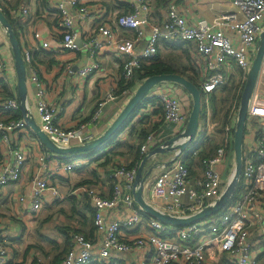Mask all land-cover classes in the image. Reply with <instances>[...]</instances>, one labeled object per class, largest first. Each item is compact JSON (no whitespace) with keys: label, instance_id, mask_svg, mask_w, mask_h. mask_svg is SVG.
<instances>
[{"label":"built area","instance_id":"2783aa9c","mask_svg":"<svg viewBox=\"0 0 264 264\" xmlns=\"http://www.w3.org/2000/svg\"><path fill=\"white\" fill-rule=\"evenodd\" d=\"M50 1L56 9L60 36L59 46L54 52L71 53L84 49L91 53L92 59L89 58L76 72L79 81L101 70V65L93 59L101 51H111L114 56L121 58L120 80L130 82L141 64L153 60L165 44L191 42L198 60L195 64L203 65L205 70L200 82V93L205 98L207 116L209 95L227 81L233 69L241 71L244 84L264 27V0H232L233 10L219 13L211 23L205 20L189 23L179 7L186 0H168L159 20L151 7L152 0H111L113 8L108 13L109 20L92 28H86L87 20L102 19L106 15L102 10L105 7L91 9L90 0ZM121 5L128 7L127 13L119 11ZM19 12L23 17L28 13L24 7ZM120 30L130 33L131 37L120 36ZM34 39L41 40L38 32L34 34ZM4 41L3 47H0V81H8L12 95L0 96V112L11 114L18 112L20 105L14 62L6 36ZM41 46L50 48L46 42ZM6 51L11 58L6 57ZM22 58L29 72L27 84L34 87L33 98L39 128L57 147L79 146L94 140V125L101 118L104 105L120 96L127 97L128 101L132 95L127 90L116 95L117 90L115 92V88H111L96 103L88 120L78 123L74 128L63 129L55 122L54 105L44 101L42 85L33 68L30 53L23 51ZM66 71H70L69 65ZM259 85L264 89V60L248 104V117L258 120L260 130L253 126L246 129L238 184L229 203L219 213L181 228L163 224L135 205L132 187L139 164L130 168L117 166L110 173L111 193L108 197L101 196L94 188L83 186L77 190L88 199L92 208L97 239L92 242L82 234L72 235L70 247L60 264H114L127 256L126 263L130 257L135 260V264H221L224 256L228 264H264V99L257 93ZM154 89L148 97L153 98L162 109L163 121L179 127V133L182 132L190 111L185 110L186 102L172 90L173 87ZM145 110L146 107L141 108L138 117L145 116ZM26 127L22 118L0 120V137L7 141L10 134L21 132ZM153 142L151 134L140 146V160L151 149ZM40 146L37 168L28 191L17 198L31 221L46 201L52 203L62 199L46 174L48 161H55L52 173L56 175L60 171L67 174L81 168L77 159L72 158V161L64 163V157L52 155L41 143ZM191 154L195 157L197 152ZM183 156L184 152H176L166 166L159 168V173L152 181L144 182L142 189L147 203L177 218L199 213L214 204L223 192L222 178L217 170L225 158L223 147L217 148L212 157L200 160L201 176L193 182ZM11 157V161L0 166V188L20 180L26 155L20 146L14 144L11 146ZM232 175L233 171L228 183ZM119 206L124 209L120 218H106L107 211L116 210ZM6 241L9 239L0 235V264H7L12 257L9 246L3 245ZM32 264L42 263L36 261Z\"/></svg>","mask_w":264,"mask_h":264},{"label":"crops","instance_id":"0c3cea01","mask_svg":"<svg viewBox=\"0 0 264 264\" xmlns=\"http://www.w3.org/2000/svg\"><path fill=\"white\" fill-rule=\"evenodd\" d=\"M157 3H160V1L152 0L151 7L154 9V6L156 7ZM89 5L92 6L91 9L94 10L105 7L102 10L106 15L104 14L102 19L94 21L91 18L88 19L85 25L86 28H92L95 25L109 20L108 13L111 11V8H113V2L111 0H90ZM0 6L9 12L10 17L15 21L18 27L19 45L21 50L22 52L28 51L31 55L33 68L44 92V101L47 104L52 103V105H54L55 122L58 126L63 129H71L76 127L78 123L88 120L93 114L94 108H96V103L101 101L111 88H115L116 92L121 77V58L114 56L111 51L104 50L94 55L93 59L101 65V70L82 81H79L76 78V72L84 63L89 61V58L92 59L91 53L84 49L71 53L65 51L58 53L54 52L59 46L60 36L57 27L56 9L53 7L50 0H0ZM22 7L27 9L28 12L25 17L19 12V9ZM179 7L182 9L183 15L189 23H196L200 20H205L206 22L211 23L214 17L219 13L233 10L232 0H186L180 3ZM118 9L119 11L124 12L128 7L126 5H121ZM12 11H15V13H12ZM156 12V17L159 20L162 15L161 13L164 12V4H161L156 9ZM37 32L39 33L41 40L34 39V34ZM118 34L126 38L131 37L130 33L123 30H120ZM5 36V32L0 26V47H3L1 45L5 43ZM43 42H46L50 48H43L41 46ZM140 45L142 46L143 42H141ZM6 57L11 58L10 53H7V51ZM194 59H196V62L198 61L195 56ZM67 65L70 66V71H66ZM26 73L28 77V69H26ZM7 82V80L0 81V96H4L1 95L4 85L10 89L12 93V87ZM139 84L140 81L135 80L132 83L134 90L129 92L133 94ZM164 86L173 87L172 90L176 91L186 102L185 110L189 111L191 109L190 97L177 85L169 83L161 84L155 88L154 91H157ZM257 93H260L261 97L264 99V89H262L261 85L258 86ZM33 94L34 87L31 84H27L26 108L29 111L31 118H33L39 126V117L36 112ZM126 102L127 97L120 96L115 101L104 105L101 118L94 125L96 138L107 130ZM159 107L160 106L155 100H153L147 105V110H145L144 117H146L150 123L158 122L159 125L152 134L154 137L153 146L143 155V158L151 150L165 145V143L180 131L179 127L163 121L161 113L153 115V111L157 110ZM7 117H9L8 114L0 113V120H6ZM136 122L137 119H134L131 122V126ZM216 125L217 124L209 110V115L207 116L205 123L199 124V133L201 134L196 137L195 144L190 145L185 150L186 152L184 151L185 156L183 157L185 164L192 165V173L190 172L191 182L201 176L202 169L197 159L192 156V154L189 155L188 153L191 147H195L196 145V147H200L199 152L202 151L201 153L205 154L208 153L209 148L215 146L214 144H218L220 135H218L217 128L215 129ZM27 128L30 127L27 126L26 129L21 132H13L9 135L7 141L2 138L0 140V166H2L3 163L12 160L11 146L14 144L20 146L21 150L26 155V161L21 171L20 180L16 184H8L7 186L0 188V215L3 216L0 218V235L6 236L13 248L12 257L8 264H23L19 263L22 261L24 264H32L36 261H40L42 264H52L53 259H50V255H46L45 252V256L41 255L39 251L30 247L29 241L25 240L29 229L38 226V229L35 230V235L40 239L44 238L46 242H50L51 244H54L52 241L54 240L58 244L63 242L64 245L67 237L66 233L69 234V232H71V230L68 229H80L79 231L81 234H84V236L85 234H89L91 231V214L87 211L85 205L90 206V204H87V198L84 195H81L77 190L83 186L93 187L101 196L108 197L111 193V171L116 168V166H126L131 161L132 156L129 155L124 144L118 149L121 153L119 156L115 155L112 157L109 155L110 161L107 164L104 163L106 159L104 156L99 159H97L98 156L88 157L83 155L85 158H82V155H80L81 159H77L78 156H67L63 161L64 163L72 161V158H75L80 162L81 168L67 174L60 171L57 175L52 173L55 161L50 159L48 161V171L46 174L49 176L50 183L58 189L62 199L52 203L46 201L42 210L36 215V217H34L33 221H31L26 209L18 203L17 198L25 195L28 191L30 180L37 168L36 161L37 156L40 153L41 142L36 137L35 133ZM202 132L205 133L202 135ZM129 134L130 127H128L121 135L120 141L127 145H131L132 140ZM133 137V142L137 141L135 140V135H133ZM175 153L176 152L158 153L145 161L143 165V174H147L149 170L153 169L148 181L153 180L155 175L159 173V168L161 166H166L174 157ZM142 160L137 162L139 164L138 167ZM113 163H115L114 166ZM220 165L224 166L223 173L219 174L222 178V188H225L228 184L229 176L234 169L233 154L229 150L227 151L225 149V158ZM73 197L75 205H72V200H69ZM57 206H60V209L57 212H59L61 216L64 217L67 215L68 207H70L72 215H68V224H65V221H60L62 225L61 228L64 229V232L59 230L60 227L52 228L57 233H54L55 239L51 240L42 234V232H45L47 228L46 225L50 219V216L45 218L44 216L47 211H54ZM7 208H10V213L7 211ZM123 211V207L119 206L116 210L107 211L105 216L108 219H117L123 215ZM83 217L87 220L86 226H83L81 223L83 222ZM78 224L80 225L79 229ZM65 230H67V232ZM87 239L92 242L96 241L97 235L94 227L92 236ZM126 258L118 259V262H115L114 264H135V260L130 257L128 259L129 262L126 263Z\"/></svg>","mask_w":264,"mask_h":264},{"label":"water","instance_id":"95a60500","mask_svg":"<svg viewBox=\"0 0 264 264\" xmlns=\"http://www.w3.org/2000/svg\"><path fill=\"white\" fill-rule=\"evenodd\" d=\"M0 26L2 27L7 37L12 59L14 62V70L16 74V93L20 105L19 111L28 127L35 133L41 144L52 155L59 157L80 156L87 155L90 152L96 151L100 146L106 143L113 137L128 121L133 112L141 105L151 91L157 86L165 83L174 84L181 87L191 99V109L189 111L188 120L184 130L173 138H171L165 145L151 150L142 160L138 167L137 174L132 187V195L135 205L142 209V211L163 224L173 226L175 228L186 227L191 224L201 222L217 213H219L231 199L235 192L238 179L240 177L242 168L243 155V141L244 130L248 117V104L254 93L261 64L264 60V27L259 35L256 43V51L251 61L249 70L247 71L244 81L243 89L240 96L239 106L236 115L235 128L232 139L234 169L230 182L223 190L220 198L212 205L203 208L199 213L187 217L177 218L169 216L155 209L152 205L147 203L142 194L143 184L151 177L153 169L149 170L147 174H143V165L145 161L158 153L177 152L183 153L196 139L199 134V119L201 113V93L200 90L189 82L184 77L177 74H158L152 75L144 79L135 89L130 99L126 102L120 113L107 128V130L95 138L91 142L79 146H70L67 148L57 147L52 143L48 137L40 130L37 123L31 118L29 111L26 108L27 98V73L25 64L22 58V51L19 41L5 15L0 10Z\"/></svg>","mask_w":264,"mask_h":264},{"label":"trees","instance_id":"16d2710c","mask_svg":"<svg viewBox=\"0 0 264 264\" xmlns=\"http://www.w3.org/2000/svg\"><path fill=\"white\" fill-rule=\"evenodd\" d=\"M159 1H160V3H157L156 7L154 6L155 17L157 16L156 9L161 4H164V7H165L167 2H168V0H159ZM0 7H1L2 13L5 15V17L9 21V23H10L18 41H19L18 27H17L15 21L10 17L9 12L5 8H3L2 6H0ZM127 12H128V9H125L123 13H127ZM162 49L168 51L167 55L163 54ZM194 56H195L194 55V45L191 42H178V43H173V44H165L161 49L158 50L156 57L153 60L143 62L141 64L140 68L135 71L134 77L130 82H125L122 79L119 81L116 95L121 94V92H123L125 90L132 92L134 90V86L132 85V83L135 80L142 82L144 79H146L152 75H158V74H177V75H180V76L184 77L185 79H187L189 82H191L194 86H196L201 91L200 82H201V77H202L201 76V74H202L201 70L202 69L199 66L194 65V63H196V61H195L196 59H194ZM193 61H194V63H193ZM191 62H192V64H191ZM235 70L238 71L239 76H242V73L239 69L236 68ZM232 76L233 75L231 74L230 77L227 78V81L223 85H219L217 87V89L214 92H212L208 97V108H209L213 118H215L217 116L216 98L218 97V95L222 94V96H223V99L220 100V103L223 106L228 103L229 99H235L234 102L240 100L241 90L243 89V83H241L240 81L238 82V80L235 81L234 78H232ZM234 94H235V97L230 98V96H233ZM1 95H4L5 97H10L12 95V93H11V90L8 89L4 85ZM153 100L154 99L151 97H147L145 100H143L141 105L130 116V118L128 119L126 124L113 137H111L106 143H104L102 146H100L96 151L90 152L86 156H88V157L98 156L97 159L104 156L106 158L104 163L107 164L110 161L109 155H111L112 157L115 155L119 156V154H121V153L118 151V149L124 144L126 149H127V152L129 153L130 156H132L131 161L125 167L130 168L131 166H133L137 162H139L140 161V146L145 142L146 138L149 135L153 134V132L157 129V127L159 125L158 122L150 123L148 121V119L144 116L138 117V115L140 114L139 112H140L141 108L147 107V105L149 103H151ZM229 111L224 113V117H223V127L229 126L228 132H227L228 144L223 143L221 146H223V148H225L227 151L229 150L231 153H233L232 139H233V133H234V127H235L237 106H233V104H232L230 115H229ZM157 113H161L163 115L162 109L160 107L157 110L153 111V115H155ZM8 115H9V117H7V119H9V120H18V119L22 118L19 111L8 114ZM206 118H207V106L205 103L204 95L201 94V113H200L199 122L205 123ZM134 119H137V122L131 126V124H132L131 122ZM257 122H258L257 119H256V121L252 122V119L250 117H248L247 121H246V125H245L244 135L247 134L246 129L249 126L256 127L258 130H260V127H259V125H257ZM128 127H130L129 136L132 140L131 145H129V144L127 145L126 143H123L120 141L121 135L124 133V131H126V129ZM204 133L205 132H202V135ZM200 134L201 133H199L198 135H200ZM133 135H135V140H137L135 142H133V138H134ZM0 140H1V137H0ZM192 144L194 145L195 141ZM200 144H201V142H200ZM217 148H218V146L215 145L212 148L208 149V153L204 154V153H201L202 151L199 152L200 147H196V145H195V147L194 146L191 147L188 154L191 155V153L193 151H196L197 154H196L195 158L197 159L198 162H200L201 159L212 157L214 155L215 151L217 150ZM74 157H76V156H74ZM64 159H65V157H64ZM191 160H192V158H191ZM114 164L115 163H113V166H114ZM199 165H200V163H199ZM187 167H188L189 171L192 173V165L187 164ZM69 200H72L71 204L75 205L74 197L70 198ZM86 201H87V204L89 205L88 199ZM85 207H86L87 211L91 214V229H90L91 231L89 232V234H87V235L85 234V236L88 238V237H91L92 233H93V226H92V224H93V211H92V208L90 206L85 205ZM81 223L83 226H86L87 220L85 217H83V222H81ZM59 230L64 232V229H62L61 227L59 228ZM68 230H71V232H69L70 236L68 233H66L67 237H66V240L64 242V245L61 248L57 247L56 250H58V249L59 250L57 251L56 255L54 256L52 264H60L61 263L63 257L65 256L66 252L68 251V249L70 247L71 236L74 234H77V233L81 234V232L79 230H76V229H68ZM65 231L67 232V230H65ZM82 235H84V234H82ZM116 262H118V261H116ZM221 264H228L225 256L222 258Z\"/></svg>","mask_w":264,"mask_h":264},{"label":"rangeland","instance_id":"374dc122","mask_svg":"<svg viewBox=\"0 0 264 264\" xmlns=\"http://www.w3.org/2000/svg\"><path fill=\"white\" fill-rule=\"evenodd\" d=\"M163 50V49H162ZM163 52V54H166L167 55V50H163L162 51ZM192 57V56H191ZM192 60V59H191ZM193 63H194V61H193ZM191 64H192V62H191ZM194 65H196V66H198L197 64H195L194 63ZM202 70H201V79L204 77V75H205V70H204V67H203V65H200L199 66ZM232 78H234V80L236 81V80H238V82L240 81V82H242L243 83V77L242 76H239L238 75V71L237 70H235V69H233L232 70ZM244 85V84H243ZM241 92H242V90H241ZM222 96V94L221 95H218V97L216 98V109H217V116L214 118V121H215V123L217 124L216 126H215V129L217 128V132H218V135H220V137H219V143L217 144H214V145H217L218 146V148H219V146H221L223 143H227L228 144V141H227V138H226V136H227V132H228V128H229V126H226V127H223V117H224V113H226L227 111H229V115H230V112H231V106H232V104H233V106H237V108H238V106H239V101H235L234 102V100L235 99H229V101H228V103L227 104H225L224 106L220 103V100L221 99H223V96ZM221 97V98H220ZM235 97V94L233 95V96H230V98H234ZM252 119V122L253 121H256V119H254V118H251ZM235 128V127H234ZM233 154V153H232ZM82 158H85V157H83V155H82ZM77 159H81V156H78L77 157ZM223 169H224V166H222V165H220L219 167H217V170H218V172L220 173V174H222L223 173ZM89 188H93V187H89ZM225 188H223L222 190H224ZM58 205H60V204H58ZM10 209V208H9ZM8 208H7V211L10 213L11 212V210H9ZM59 209H60V206H57L56 207V209L53 211H47L46 212V214H45V216H44V218L45 217H49L50 216V219H49V221H48V223H47V225H46V230H45V232H42V234L43 235H45L46 236V238L48 237V238H50L51 240L52 239H55L54 237V233H57V232H55L52 228L53 227H55V228H59V227H61L62 225H61V222L60 221H65V224H68V215H72L71 214V212H70V207H68V211H67V215L66 216H61L60 215V213L59 212H57V211H59ZM38 215V214H37ZM3 216L2 215H0V218H2ZM65 218V219H64ZM78 221H79V218H78ZM80 228V225L78 224V229ZM26 229V228H25ZM38 229V226H34V228L32 229V228H30L29 229V231H28V233H27V235H26V241H29V243H30V247H32L34 250H37V251H39L40 253H41V255H44V252L46 253V255H50V259H53V257L56 255V253H57V251L59 250H56L57 249V247L58 248H61V247H63V242L62 243H60V244H58V243H56L54 240H52L53 242H54V244H51L50 242H46V240H44V238L43 239H40L38 236H36L35 234V230H37ZM80 230V229H79ZM44 236V237H45ZM3 245L5 246H7L8 247V245H9V241H6V242H4L3 243ZM57 246V247H56ZM9 249H10V252H11V254H12V251H13V248H12V246H11V243H10V246L8 247ZM46 250H45V249ZM45 256V255H44ZM44 256H40V257H44ZM40 259V258H39ZM40 262V261H39ZM19 263H23L24 264V262L22 261V262H19Z\"/></svg>","mask_w":264,"mask_h":264},{"label":"bare ground","instance_id":"6f19581e","mask_svg":"<svg viewBox=\"0 0 264 264\" xmlns=\"http://www.w3.org/2000/svg\"><path fill=\"white\" fill-rule=\"evenodd\" d=\"M254 94V93H253ZM250 102V101H249Z\"/></svg>","mask_w":264,"mask_h":264}]
</instances>
